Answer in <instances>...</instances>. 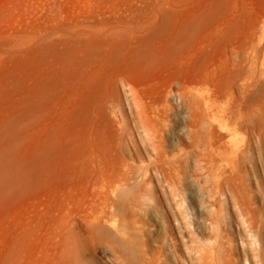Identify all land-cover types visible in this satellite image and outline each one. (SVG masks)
<instances>
[{"label":"rangeland","instance_id":"1","mask_svg":"<svg viewBox=\"0 0 264 264\" xmlns=\"http://www.w3.org/2000/svg\"><path fill=\"white\" fill-rule=\"evenodd\" d=\"M172 1L168 0L167 8L165 0H0V264H55L59 259L56 263L62 264L56 251L62 237L52 224L57 205L63 191H82L87 170L77 157L88 148H93L103 170L109 171L117 120L123 124L126 145L132 137L143 156L139 132L127 109L126 88L115 80L119 71L146 104L168 108L170 122L167 129L162 127L163 134L170 150L178 149L173 128L183 110L164 96L168 71L159 66L139 67L129 57L142 49L151 34L160 33L164 20L188 15L202 3L180 0L175 8ZM231 1L223 0V8L229 11L224 10L226 16L221 14L216 22H221L220 31L225 29L221 33L226 40L240 33L251 6L259 3ZM213 27L212 23L201 30L198 42L201 38L213 41ZM212 44L209 57L201 64L215 69L223 44ZM197 46L194 41L188 54H198ZM213 132L215 149L227 159L229 137L220 138L215 128ZM129 160L136 162L133 156ZM181 192L185 200L181 210L190 213V221L197 225L201 219L207 220L196 211L197 204L205 201V192L190 188ZM143 193L151 209L136 213L130 240L88 239L93 264H115L113 256L121 264H152L157 256L161 264H188L181 248L187 233L173 222L161 191L154 188ZM223 209L229 219L235 218L232 204ZM80 229L87 237L85 229ZM233 236L238 245L233 264H245L239 237L236 232ZM170 237L180 249L178 261L171 253Z\"/></svg>","mask_w":264,"mask_h":264},{"label":"bare ground","instance_id":"2","mask_svg":"<svg viewBox=\"0 0 264 264\" xmlns=\"http://www.w3.org/2000/svg\"><path fill=\"white\" fill-rule=\"evenodd\" d=\"M165 1L169 8L168 0ZM201 2L188 15L164 20L159 34H151L146 44L142 43L145 47L129 54L130 62L139 67L159 66L168 71L164 96L183 110L173 128L178 149L172 152L163 134L162 127L167 129L170 122L168 108L146 104L119 71L115 80L126 88L127 109L139 132L143 156L132 137L126 145L121 134L123 124L117 120L113 162L108 172L103 170L93 148L77 157L87 170L83 189L62 192L52 221L55 231L61 234L57 235L62 237L56 250L62 256V264H93L88 257V239L130 240L137 224L136 213L151 209L143 192L154 188L161 191L177 228L187 233L181 248L188 264H233L238 247L235 232L245 264H264V0H259L255 8L249 5L253 10L240 33L228 40L222 38L221 31L225 33V29L220 31L221 22L216 24L221 14L226 16L228 7V11L223 8V0ZM172 3L179 8L180 0ZM212 23L213 41L201 38L198 42L199 32ZM194 41L200 52L188 54ZM212 43L223 44L215 69L201 64L209 57ZM114 101L118 102V98ZM214 128L220 138L229 137L225 143L230 154L227 159L215 149ZM132 156L136 162L129 160ZM189 188L205 192V201L197 204L196 211L204 213L207 220L201 219L197 225L190 221V213L181 210L185 203L181 191ZM148 199L156 208L154 197L149 195ZM228 204L235 207L233 220L223 212V206ZM80 226L87 237L82 235ZM51 241L50 245L54 242ZM169 242L178 261L180 249L172 237ZM113 257L115 264H121ZM152 264H161L159 256Z\"/></svg>","mask_w":264,"mask_h":264}]
</instances>
